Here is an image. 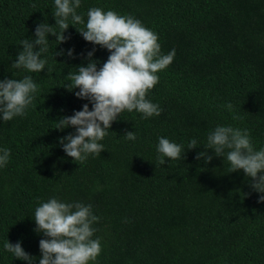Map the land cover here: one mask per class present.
Listing matches in <instances>:
<instances>
[{
	"label": "trees",
	"instance_id": "trees-1",
	"mask_svg": "<svg viewBox=\"0 0 264 264\" xmlns=\"http://www.w3.org/2000/svg\"><path fill=\"white\" fill-rule=\"evenodd\" d=\"M93 7L140 20L158 35L161 53L175 49V57L146 95L161 114L123 111L100 141L104 151L81 163L59 143L75 129L56 127L84 104L92 109L78 88H65L67 75L87 66L93 48L98 69L110 55L77 31ZM76 11L85 23L69 18L70 39L61 44L49 35L45 70L28 73L12 63L38 24L60 31L54 0H0V80L31 75L39 86L25 116L0 120V148L10 150L0 168V264H28L4 249L7 241L39 264L46 237L34 231V212L52 197L91 204L99 217L93 238L102 251L91 264H264L261 194L213 150L211 162L196 159L217 126L246 129L254 148H264V0H81ZM160 137L182 146L181 159L158 163ZM192 139L198 147L188 150Z\"/></svg>",
	"mask_w": 264,
	"mask_h": 264
},
{
	"label": "clouds",
	"instance_id": "clouds-1",
	"mask_svg": "<svg viewBox=\"0 0 264 264\" xmlns=\"http://www.w3.org/2000/svg\"><path fill=\"white\" fill-rule=\"evenodd\" d=\"M54 4L55 26L60 31L57 32L47 22L38 24L35 39L21 41L22 50L12 63L14 69L41 73L48 64L47 59L42 58V54L48 51L47 37L55 36L58 44L64 43L70 39L64 35L70 26L69 18L72 26L85 23L76 11L81 6V0H54ZM77 31L85 41L110 52L107 61L98 69V61L92 59L96 50L93 48L87 53V66H79L76 73L67 75L71 83L65 88L69 91L78 88L75 96L89 101L92 109L84 104L82 110L61 117L56 128L61 131L68 127L75 129L74 133L61 137L59 143L68 157L82 163L89 155L99 156L104 151L100 141L108 135L107 130L123 111H138L143 118L161 114L159 105L146 99V95L159 82L157 73L172 63L175 49L162 54L158 35L140 20L111 10L105 12L98 7L89 9L85 28ZM37 46L39 50H36ZM73 52L69 49L66 54L73 57ZM55 55H65V51L61 49ZM51 71L49 67L48 72ZM38 90L39 86L31 75L22 79L0 80V120L6 122L25 116ZM225 107L229 111L233 109L230 103ZM233 119L239 117L233 116ZM124 136L128 140L136 139L132 131ZM197 147L196 139L188 144V150ZM203 147L205 151L197 154V160L211 162L213 156L207 150H213L216 157H224L227 161V172L243 170L250 178L252 190L261 194L258 202H264V148H254L248 130L217 126L208 135ZM157 152L158 163L163 165L165 157L181 159L182 146L160 137ZM9 158L10 150L0 148V168L7 165ZM34 220V231L46 237L39 241V264H91L102 251L100 239L93 238L97 229L92 225L98 222L99 217L93 214L91 204L62 202L52 197L36 207ZM4 249L28 264H33L36 259L24 251L19 241L15 244L5 242Z\"/></svg>",
	"mask_w": 264,
	"mask_h": 264
}]
</instances>
